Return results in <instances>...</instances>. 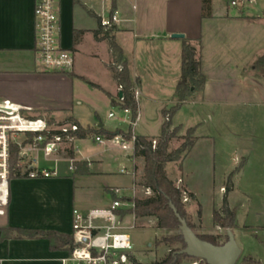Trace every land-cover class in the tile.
<instances>
[{
	"label": "crops",
	"instance_id": "0c3cea01",
	"mask_svg": "<svg viewBox=\"0 0 264 264\" xmlns=\"http://www.w3.org/2000/svg\"><path fill=\"white\" fill-rule=\"evenodd\" d=\"M35 6L36 0H0V102L11 101L29 117L45 116L54 123L74 122L103 132L77 137L69 148L73 157H68V153L63 159L59 157L57 176L11 178L8 205L0 214L5 217L0 220V264H61L70 247L52 248L49 240L42 237L18 238L17 232L10 228L72 236L75 208L87 211L108 206L85 203L84 194L96 189L99 179L113 173L121 175L118 184L105 186V193L112 197L113 190L119 188L124 197L132 200L137 188L144 187V178L138 177L144 158L135 155L132 148L124 150L106 136V132L116 135L128 132L131 118L120 105V85L112 71L118 65L117 56L105 36L107 30L100 23L101 18L113 13L119 20L110 34L122 49V60L127 63L132 83L141 92L136 98L138 117L132 129L136 135L158 137L165 122L163 111L178 102L176 87L181 76L183 38H173L172 34H184L197 48L206 76L204 89L193 93L171 117L174 127L179 126L181 132L195 128L196 141L183 158L179 174L168 169V176L176 182L182 180L180 185L189 197L187 207L194 216L192 224L198 226L194 230L202 226V231L196 232L210 234L212 230L205 229L215 224L214 209L222 210L226 185L219 187L223 196L212 203L208 222L194 177L208 179L209 186L216 177L224 151L212 130H217L216 122L223 109L236 111L256 103L253 100L257 97H264V74L251 68L264 53H244L235 61L225 59L224 47H220L225 32L217 26L226 21L244 26L245 22H251L244 18L256 17L255 13L236 12L231 16L227 9L217 7L215 0L212 17L202 16V0H57L60 43L75 53L74 70L59 73L47 71L39 61ZM75 30L83 32L77 43H74ZM239 41L243 42H235ZM229 47L233 49L231 44ZM117 67L120 69L121 65ZM103 106L108 109L105 117L99 111ZM111 112L115 114L113 117L109 116ZM151 122L159 124V133L147 131ZM97 135L106 141L97 142ZM89 141L92 147L87 144ZM35 155L41 166L54 167L55 162L46 160L42 153ZM66 160L87 163L89 171L76 172V167L71 170L68 162L63 163ZM113 163L119 164L116 172L109 169ZM122 169L128 173H121ZM232 169L223 170L225 178L228 179ZM235 190L233 182L227 199L230 208L237 209L238 204L232 199ZM215 227L213 230L219 234L225 230L216 224Z\"/></svg>",
	"mask_w": 264,
	"mask_h": 264
},
{
	"label": "rangeland",
	"instance_id": "374dc122",
	"mask_svg": "<svg viewBox=\"0 0 264 264\" xmlns=\"http://www.w3.org/2000/svg\"><path fill=\"white\" fill-rule=\"evenodd\" d=\"M215 5L221 10L227 9L231 16H234V14L238 12L236 9L229 8L226 0H215ZM254 12L256 17H251L250 19L244 18L251 21L249 23L245 22L244 26L238 23H229L227 21L222 22L220 25L218 24L217 27H220L225 32V41L222 40L220 45V47H224L225 56L227 55L225 59H232V61H235L237 59L236 57L244 53L248 54V52H250L251 55H260L264 53V2L261 6L257 7V10ZM110 28H105V30H109ZM242 29H245V31ZM236 40H242L243 42L239 41L236 43ZM230 44L233 49H230ZM256 72L258 74H264L258 71ZM261 95H263V93ZM260 97L253 100L256 103L244 105L239 110L231 112H226L225 109L222 110V114L217 119L219 121L218 123L216 122L217 130H212L213 133L218 135L224 151L219 160L216 177L211 180L212 185L210 186V181L208 179L204 177H194V181L201 190L203 210L206 221L209 222L211 221L209 210L212 203H217L223 196L220 193L219 187L227 184L228 179L225 178L223 170L225 172L226 169L233 167L232 172L234 174L232 180L235 183L236 190L232 199L238 204V208L236 209V213L238 214V226L233 231L237 243L242 250V255L237 264H241L245 257H252V259L258 260L264 264V103L260 102ZM262 99H264V97ZM99 111L101 115L104 116L107 115L108 109L106 106H103ZM158 126L155 122H151V126L147 131L151 134H157L160 131ZM173 127L174 125H172V129ZM216 127L214 126L215 129ZM192 137H196L195 132L191 136L187 131L184 133L179 130L177 136L171 140L169 150L175 151L182 148L184 142H188ZM22 139V136H18V141ZM71 143L72 141L63 145L59 152L60 159L67 156V150L71 148ZM87 144L90 147L93 146L90 141ZM184 154L185 151L181 153V157L177 161H172L167 164V174L168 169L171 173L174 172L176 175L179 174L178 170L185 157ZM67 162L71 165V161L68 160L63 163L66 164ZM13 166L12 170L15 168L16 170H23L25 168V163L21 162L19 157V160L16 164H13ZM118 166V163H113L109 169L110 171L116 172ZM73 167L75 169L74 165ZM144 168L145 162L138 174L139 179H141V177L144 178ZM120 178L121 175L113 173L107 175L105 178L99 179L98 187L84 194L85 203L87 205L99 203L104 205L109 204L113 197L110 193H105V186L118 184ZM178 181L176 182V179L174 181L176 186L184 190L182 185H180L181 182ZM150 194H152L150 189L147 190L145 186H139L135 198H145ZM184 197L185 193H182V209L185 212L187 220L192 223L194 221V216L189 212ZM122 200L125 203V208H130L132 206V201L129 198L123 197ZM199 212L200 211H198V213ZM124 213H126L124 215L126 216L124 218V223L131 234L133 252L135 253L134 258L139 262L146 264L162 260L170 253L173 252L172 254L175 255L176 251L183 248L181 242L175 239V236L181 234L179 227L177 224H174V221L170 217L166 218L165 227L163 229H158L156 227L157 219L154 216L136 217V219H134L130 211L127 210ZM4 218L5 217L0 216V220ZM193 226L198 227L195 224H193ZM199 227L200 228H197L195 231H202V226ZM215 228L214 224V226H210L205 230H212L209 233L217 235L219 233L213 230ZM222 232L221 243L226 241V230ZM205 233L208 232L205 231ZM180 264L207 263L197 258L182 257Z\"/></svg>",
	"mask_w": 264,
	"mask_h": 264
},
{
	"label": "built area",
	"instance_id": "2783aa9c",
	"mask_svg": "<svg viewBox=\"0 0 264 264\" xmlns=\"http://www.w3.org/2000/svg\"><path fill=\"white\" fill-rule=\"evenodd\" d=\"M227 6L236 9L239 14L255 13L264 0H226ZM254 10V11H253ZM36 51L40 63L47 71L69 73L75 68V53L64 48L59 40L60 18L57 0H36ZM119 18L116 13L101 20L104 28L112 27ZM121 91V86L119 87ZM141 92L137 86L134 89L135 99ZM123 102V96L119 98ZM131 116L129 122L132 128L136 119L132 120L131 110L122 108ZM115 114L111 112L110 117ZM138 117V116H137ZM79 125L74 122L54 123L45 117H29L9 100L0 102V214L8 205L11 172V147H20V161L25 163L21 174L28 178H50L59 174V152L67 142H73L77 136ZM18 136L23 139L18 141ZM95 140L104 143L106 139L97 135ZM136 134L132 130L131 138L117 134L110 141L124 150L134 149ZM157 140H153L155 148ZM42 153L46 160L55 162L54 167L41 166L38 156ZM70 169L73 170V160ZM121 173H128L122 169ZM181 182V180L179 181ZM178 188H180L178 186ZM185 193V192H183ZM113 199L104 208H93L82 211L73 210L72 237L73 243L68 253L61 258V264H133L134 252L131 234L124 223L127 210L122 200L124 197L119 188L113 190ZM189 197L185 193L184 201ZM132 213V212H131ZM135 219V214L132 213ZM133 219V220H134ZM135 225V222H134Z\"/></svg>",
	"mask_w": 264,
	"mask_h": 264
},
{
	"label": "trees",
	"instance_id": "16d2710c",
	"mask_svg": "<svg viewBox=\"0 0 264 264\" xmlns=\"http://www.w3.org/2000/svg\"><path fill=\"white\" fill-rule=\"evenodd\" d=\"M202 16L212 17V0H202ZM249 18V16H247ZM114 30L112 26L106 31L105 36L109 41L110 47L117 56L118 65L112 67L114 78L118 84L122 87L121 92L123 96V102L120 103L122 108H129L132 114V120H135L138 116V103L134 96L135 85L132 83L127 63L122 60V49L116 44L114 38L111 36V32ZM82 31H74V43L78 42L79 36ZM254 71L264 73V54L260 56L251 67ZM206 83V76L202 72L201 60L197 57V48L191 43L189 39L183 38L182 49V68L181 76L176 87V97L178 102L169 110H164L163 115L165 122L162 126L161 134L158 137L149 138L144 135H136L134 143V153L137 156H141L145 161L144 168V185L147 189L151 190L149 196L145 198H133L131 201L134 203V207L129 211L134 213L138 217H150L154 216L157 219L156 227L163 229L165 227V220L170 217L174 224L179 227V220L175 216L173 210L170 208V202L174 203L179 213L186 218L185 212L182 209L181 198L183 190L178 188L175 182L169 178L166 170V166L169 162L177 161L181 157V153L185 151L184 156L193 147L196 137H192L188 142H184L182 148L175 151L169 150V144L172 139L177 136L180 130L179 126H175L172 129L171 117L180 109L182 104L195 92L202 91ZM45 117V116H41ZM47 118V117H45ZM50 122L49 118H47ZM79 125V124H78ZM132 126L128 132H120L126 138L132 136ZM102 129L94 130L92 128H84L79 125V130L74 134L78 138H85L91 133H101ZM195 132V128H189L187 133L192 136ZM116 134L107 133V137H113ZM153 140H157L156 147H153ZM68 157H73V151L68 149ZM20 147L18 145H12L11 147V168L13 164L19 160ZM73 165L77 168L76 172L83 171L88 172L87 163L74 162ZM83 166H85L83 168ZM181 167V166H180ZM233 172L230 173L227 184L225 186V195L223 198L222 210L214 209L213 220L216 225L227 230L237 228V213L235 208H230L228 204L227 194L233 189ZM20 170L12 171L11 178L22 177ZM187 219V218H186ZM188 221V220H187ZM188 224L194 229L192 223L188 221ZM10 230L16 231L15 237L23 238H47L52 248L71 247L73 238L67 234H60L55 231H42V230H28L20 228H10ZM202 239L207 240L214 244H221V234H198ZM175 239L181 242L185 247V241L182 234L175 236ZM227 239V235H226ZM161 241V240H160ZM159 241V243H160ZM173 253V252H172ZM170 253L166 258L162 260L153 261L146 264H180L182 257H190L186 254L173 255ZM203 261V260H202ZM205 262V261H204ZM133 264H144L133 258ZM241 264H263L262 262L252 259V257H245Z\"/></svg>",
	"mask_w": 264,
	"mask_h": 264
},
{
	"label": "water",
	"instance_id": "95a60500",
	"mask_svg": "<svg viewBox=\"0 0 264 264\" xmlns=\"http://www.w3.org/2000/svg\"><path fill=\"white\" fill-rule=\"evenodd\" d=\"M173 38H184V34H172ZM122 96V92H120ZM170 208L179 220V230L182 234L185 247L175 252V255L186 254L192 258H197L205 261L207 264H237L242 250L239 247L235 234L232 229L226 230L227 239L221 244H214L202 239L198 233L188 224V221L183 217L176 205L170 202Z\"/></svg>",
	"mask_w": 264,
	"mask_h": 264
}]
</instances>
